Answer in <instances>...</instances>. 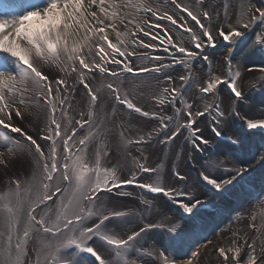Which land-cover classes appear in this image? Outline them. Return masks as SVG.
Here are the masks:
<instances>
[{
  "label": "snow or ice",
  "instance_id": "1",
  "mask_svg": "<svg viewBox=\"0 0 264 264\" xmlns=\"http://www.w3.org/2000/svg\"><path fill=\"white\" fill-rule=\"evenodd\" d=\"M176 9L185 13L192 21L195 22L200 30V36L189 27L186 22L178 21L174 15L168 13L159 14L153 12L157 20L170 21L173 26L183 29L191 37L192 46L194 49L202 50L205 46H216V36L229 42L231 45L236 44V38L242 37L244 33L231 25L225 30L223 27L215 29L216 35H213L212 15L208 11H202L200 15L194 14L192 10L172 0ZM139 7L141 10L153 11L150 7L144 8L143 5H130ZM97 8L103 16H98L97 11H91L92 8ZM115 4H106V0H47L46 6L43 8L28 11L18 18L8 21L0 20V127L5 130H10L6 135L0 132V138L8 141L11 147L5 148L3 151L10 153H18L24 149L34 152L41 162L43 178L41 186L43 195L35 206L29 211L30 221L33 225L38 226V230L43 233L51 234L52 236H64V240L60 244V248L71 249L68 258L64 264H107L102 254L94 246L95 239H99L103 244L114 248L117 253L122 249L130 246V243L139 237L147 229L141 228L139 231L133 232L127 236V239H121L114 234H108L104 231L106 221H111L114 218H120L124 215L122 212L103 213L97 211L93 213L90 208L85 205L92 206L95 204L99 193L113 192L122 187L129 185L145 189L153 194H162L167 200L177 204L182 209L183 214L189 216L193 214V210L198 206H203L199 199L194 201L191 199V192L175 186L167 187L163 185H155L145 182L139 183L138 173H152L155 169L146 167L143 163L137 162V172L131 173L127 178L120 179L115 167L107 168L101 165V156L107 154V150L103 152L97 148L95 159L91 165L85 161L84 154L86 153L88 144L94 138L93 133L89 131L87 135L77 137L78 129H83L85 125H91L94 113L91 111L97 101V95L87 82V77L92 74H106L107 76L119 79L123 74L139 75L143 73H161L164 69L175 66V64H184L186 60L198 55L195 51H188L185 47L174 42L171 35L168 34V29L163 28V25H149L153 28H161L165 32L164 37H160L149 31H145L140 24H135L137 31L142 32L144 36H151L153 40H160L161 45H170L175 51L184 54L177 58L173 53V63L159 64L154 67H137L132 63V57L143 59V54H138L136 51H129V44L122 39V34L117 28V22L124 24V17L114 9ZM259 13V19L264 21V11L256 9ZM110 20V23L105 24V20ZM205 21V22H202ZM129 23H134L130 20ZM147 24V21L144 22ZM125 27H127L125 25ZM243 28H248L249 25L244 23ZM109 30L116 34V43L109 38ZM134 36L135 33H132ZM201 37L203 39H201ZM95 38V40H93ZM256 43L259 45L260 51L264 52V39L256 38ZM121 45L124 47L122 48ZM130 46L142 48H156L157 45L146 44L143 40L133 39ZM165 47V51H169ZM153 59V57H149ZM160 60L159 56L154 57ZM207 61L209 58L203 56ZM229 71L232 69L231 61H226ZM109 65H116V68H111ZM54 67L58 73H63V76L53 75L51 71H45V68ZM260 71H264V66H258ZM248 71L256 70V67L248 68ZM70 73H75V80L86 89L90 98L89 111L87 114L81 113V118L75 123L78 127H71V118L68 119L64 128H62L61 120L67 116V109L70 104L63 97V93L71 88L67 77ZM241 75L239 71H234L227 79L214 77L209 79L207 86L201 91L205 94L213 93L218 85L224 84L231 92V98L240 100L243 98V93L237 86V78ZM166 81L171 84L172 76L165 77ZM184 80L185 77H180ZM111 90L115 99L126 106L128 110L134 111L142 117L159 121L161 130L170 128L169 123L172 121L173 130L168 134L162 143H170L181 134V129L191 134L190 143L192 149L196 152H204L208 145L212 143L210 139H206L203 135V130L197 125L196 117H204L205 111H196L192 104H187L184 111L186 121L179 122L181 108L175 109V116L169 117L161 115L157 112L144 110L132 102L128 96L121 95L119 89L114 87L112 83L107 85ZM163 93L156 97L157 102L163 106L165 103L175 105L176 98L180 94V90L172 88H164ZM43 100L44 104L49 109L48 122L45 125L42 136L34 138L22 126L13 123L14 118L23 121L25 119L27 109L21 111V107L27 103ZM59 108L60 117H57L56 112ZM216 111L220 117L224 116L223 112L219 111L217 105ZM230 114L239 116L234 110ZM87 115V119L85 118ZM244 121L247 129H264V118H247L239 116ZM226 122V121H225ZM211 132L215 138H221L224 135L221 121L216 119L211 126ZM11 133H18L20 138H14ZM158 134L157 129L145 133L135 141L136 143H146ZM21 138L24 143H21ZM38 139L49 142L47 149L42 148L38 143ZM244 138L241 135H235L229 138L227 150H221L217 153L218 156L234 157L233 167L229 169L230 175L228 178L215 176V172L222 168L224 161L207 157V162L201 165V170L198 171L196 183L197 186H211L214 195H225L232 188H235L247 176L252 175L253 162L238 163L251 155L253 161L257 160L256 154L245 153L243 146ZM59 149V151H58ZM3 151H0V165L7 166L8 160L5 159ZM259 160L264 162V156H259ZM238 165V166H237ZM177 181H185L186 177L179 172L173 173ZM264 182V176L261 177ZM58 182H63L64 188L60 187ZM234 182H236L234 184ZM16 187L19 188V181H15ZM69 189L72 190V199L68 201L67 211L56 221L47 223L43 217L37 220L35 213L39 203L52 200L54 196H62ZM183 197V199H178ZM187 200V202H185ZM63 204V201H62ZM6 220L12 227L15 225L14 212L11 207L6 204L4 206ZM99 216V222L89 226L85 224V220L92 215ZM156 227V225H148V229ZM254 227V225H253ZM71 235H68V234ZM185 235V229H170L167 234V243L161 242V251L158 259L161 264H176L175 260L169 258L168 248L175 244ZM238 235V234H236ZM95 238V239H94ZM31 239L29 229L26 227L19 236L17 242L13 245L11 237H9L8 245L0 254V264H19V255L23 251L20 241L27 242ZM210 242V241H209ZM247 245L250 254L244 264H264V245L260 246L259 253L255 242L249 243L247 239H242V243L238 240H233L227 248L218 247L219 255L223 258L225 264H240V255L242 247ZM59 250V249H58ZM191 257H197L198 252H191ZM63 259V257H62ZM54 264H60L55 261ZM185 264H192V259H188Z\"/></svg>",
  "mask_w": 264,
  "mask_h": 264
},
{
  "label": "bare ground",
  "instance_id": "2",
  "mask_svg": "<svg viewBox=\"0 0 264 264\" xmlns=\"http://www.w3.org/2000/svg\"><path fill=\"white\" fill-rule=\"evenodd\" d=\"M5 1L7 2V6L3 7L2 11L0 10V20L8 21L14 20L25 14V12L30 10L29 7L35 4L43 8L47 3V0H29L32 2L34 1L35 4L33 5H29L27 0ZM238 1L239 0L232 1L233 5L237 7ZM161 2L164 5L168 4L164 1ZM106 4H109V0H106ZM164 8L170 9L168 6H164ZM221 8L222 10L226 9L228 15V5L225 8L221 5ZM91 11H97L98 16H103L95 7L92 8ZM108 23L109 22L105 20V24ZM141 26L144 27L143 25ZM110 31L111 30H109V35H111ZM141 33L142 32L137 31V34ZM141 39L142 37L140 40ZM93 40H95V38H93ZM188 40L189 37L186 36L185 41L187 42ZM246 47L247 46H244L243 48L246 49ZM136 51L137 53L144 52L141 48ZM212 54L214 55V52ZM218 56L220 55L217 54V57ZM251 58L254 62L253 59H255V55L251 56ZM132 61L135 66L142 67L143 62L148 61V59L144 61L141 59H134ZM218 66H220V63L219 65L216 63V68H218ZM45 71H51L53 75H64L63 73H58L54 67H46ZM184 75L185 73L182 72L181 76ZM75 76V73H70L68 75L67 80L71 88L62 94L67 103L71 105V107L67 109V116L61 120L62 128H64L69 118L72 120L69 128L78 127L75 122L81 118L80 114H87L89 111L90 98L87 92L78 85L77 80L74 79ZM254 79L256 80H250L252 81L250 82L252 83L250 95L244 94L243 98L240 100L232 98L230 100L229 96L231 97V94H229L226 89L221 91V94L224 95V97H221L224 116L220 117L219 120L221 121L222 130L224 132L223 137H225V139L215 138L213 135H210L209 132L207 133L206 127L208 126V121L206 118L203 123L202 121L200 122V124L202 123L203 125L197 124L196 126L203 130L204 137L210 139L212 143L207 146L204 152L192 150L190 160H188L187 148L183 147L180 149L177 147L178 144L184 140V136L190 134L189 132H182L175 140L166 144H162V138L151 143L150 141L146 143H136L135 141L138 137L145 135L142 133H147L146 125L139 121L132 120L134 118L125 113L124 108L117 104L116 99L112 101L113 105L111 106L109 103L108 89L104 88L103 92L102 90L96 92L97 103L92 123L91 125H85L83 129H78L77 131V137L87 135L89 131L93 133L94 138L88 144L86 153L84 154L85 161L91 165L92 161L95 159L94 154L97 148H99L101 152L106 149L107 154L101 156V165L107 168L115 167L120 179H125L133 173L132 171H134L137 162L143 163L146 167L155 169L156 171L152 173L139 172V183L149 182L157 186H175L190 191L191 199L193 201L199 199L203 205L202 207L198 206L197 209H194L193 214L189 216L188 214H183L182 209H180L177 204L167 200L162 194L146 193L141 190V188H131L126 197L117 196L122 192H127V189L122 191L120 189L114 190V192L117 193L116 196L110 195L109 192H101L94 205H85V207L90 208L93 213L100 211L107 214L109 208H111L113 211L119 209L118 211H122V213H129L128 215L134 216L133 219L131 216L132 220L128 222L123 219L124 216L106 221L104 225V231L106 233L114 234L121 239H127L128 235L139 231L141 228H145L147 230L136 239L142 238L141 245L143 244L148 248L157 249L160 248L162 241L165 244L167 243V234L170 229H179L183 227L185 229V235L182 238L186 240V243L193 244L197 241L193 237L197 238V236L193 235L194 232L191 229V221L195 220L197 225H204L214 231L217 255L211 256V254H206V250L201 255V252H198L199 255L197 257H192V261L200 258L202 260L201 264H225L223 258L219 255L218 247L227 248L231 245L233 240H238L242 243V239L248 240V238L249 243H256L257 252L259 253L260 246L264 245V182L261 180V177L264 176V162L259 160V156H264V129L249 130L244 121L239 118V116L256 119L264 118V77H256ZM113 80V78H110V81ZM87 82L89 85L93 83L98 84L95 82L93 75L87 77ZM128 82L129 80L127 83ZM148 82L149 81H144L143 83L136 84V87H131L132 92L136 93V95L133 96L134 101L146 103L148 100L147 93L153 91L151 89V83ZM191 97L192 96H189V99H191ZM129 99L131 98L129 97ZM106 105L109 106L107 112L104 109ZM20 107L21 111L27 109L25 119L20 121L14 118L13 123L24 127L34 138L42 136L44 134L42 131L44 128L40 129V127L41 123H45L43 116H48L49 114V110L43 109L45 107L43 100L37 99L34 102L27 103ZM233 110L238 112L239 116L230 114ZM56 115L57 117L59 116L58 114ZM217 116L214 120L218 119ZM85 118L87 119V115H85ZM128 119H131V121ZM214 120L210 122V125L213 124ZM154 129L157 128L155 127ZM0 132H4L7 135L10 130H5L0 127ZM237 134L244 138V152L256 154L258 157L256 161H253L251 155H249L245 157V159L238 161V163L253 162L252 167L254 169L252 170V175L247 176L246 174V178L237 184L235 188L229 186L232 190L225 195H214L210 185L193 188V185L196 183L198 171L201 170V165L207 162L206 158L209 156L224 161L223 167L218 169L214 175L224 178L229 177V169L233 167V163L230 161H234L235 158L227 155L218 156L217 153L221 150H227L229 138ZM11 136L20 138L18 133H11ZM162 137L167 136L163 134ZM21 142L23 143L22 140ZM38 143L41 144L42 148L47 149L49 142L38 139ZM7 147H11L9 142L3 139L1 141L0 138V151H3ZM25 149V155H22L19 151L18 153L3 151L5 159L8 160V164L7 166L0 165V184H13V189L5 190V197L0 196L3 197V199H0V254H2L7 247L9 237H11V242L14 245L23 230L27 227L31 239L27 242L20 241L23 251L19 255V264H54L55 261L64 264V261L72 251L71 249L66 250L60 248L64 236H52L51 234L43 233L38 230V226L33 225L30 221V209L37 204L40 197L44 194L41 186L43 174L42 165L38 156L34 152L27 150L26 147ZM188 164L192 167H189ZM137 171L138 170H136V172ZM176 172L184 175L186 180L177 181L176 177L173 175V173ZM15 181L20 182L19 188L16 187ZM58 183L62 188L63 182ZM235 183L236 182H234V184ZM249 184L254 187V190L255 188L262 190V197L250 203L243 201L246 196V187ZM26 192L29 194L24 198L23 195ZM249 194H251V191ZM249 198H252V196H249ZM70 199H72L71 189L62 196H59V198L54 196L52 200L39 203L34 213L37 220L43 217L47 223L56 221L58 217L62 216L63 213L67 211V204ZM178 199H183V197ZM185 202H187V200H185ZM6 204L13 209L15 214V225L13 229H11L12 226L10 222L6 220V213L4 210ZM21 206L27 211V217H25V212L19 213L18 210ZM143 207H148V211L142 212L141 208ZM183 216L188 220L183 221ZM98 222L99 216L95 214L85 220V224L89 226ZM148 225H156V227L148 229ZM252 230L254 231V237L252 235L253 241L252 239L250 240V238H252L250 235ZM68 235L71 234L69 233ZM135 240L131 242L132 245L136 242ZM94 246L102 254L107 264H119L122 260L125 261V264H136L134 256H126V250L124 249L117 253L114 248L107 244H103L99 239H95ZM176 246V244L175 246H171V251L173 253L176 252L174 249ZM246 251L250 254L249 248L247 245H244L240 255V258H243L241 264H244L249 255L245 256ZM138 254L141 255V253ZM140 257V260H142L145 255H141Z\"/></svg>",
  "mask_w": 264,
  "mask_h": 264
},
{
  "label": "rangeland",
  "instance_id": "3",
  "mask_svg": "<svg viewBox=\"0 0 264 264\" xmlns=\"http://www.w3.org/2000/svg\"><path fill=\"white\" fill-rule=\"evenodd\" d=\"M161 1L167 2V5H164ZM210 1V2H209ZM222 1V2H221ZM232 1L234 0H176L177 3L188 7L190 10L194 12V14H197L198 16L202 11H208L213 19L211 21L213 26V35L215 36V29L217 27H223L225 30L228 29V26L231 25L233 28H236L237 30H240L244 33L242 37L236 38V44L231 45L229 42L224 41L222 38L216 36V46H205L202 50L194 49L191 42V37L188 33L184 32L183 29L179 28L178 25L181 22H186V26L191 28L197 36H200V30L198 29L197 25L194 21H192L185 13L179 11L176 9L172 3V0H109V4H115L116 7L114 9H110V11L114 10L118 13L122 14L124 17V24H122V31H121V24L117 22V28L119 31L127 35H122V39L125 40L126 44H129V51H136L137 49L141 48L144 50L142 53L144 58L141 59L142 61L148 59V61H144L142 67H154L159 64H168L172 65L173 63V53L177 58H180L184 56V54L179 53L175 51V49H172L170 45H161L160 40H153L151 36H144L143 33L137 34V29L135 28V24H140L144 26L145 31H149L153 34H156L160 37L165 36V32L161 28H153L149 27V25L154 24H160L163 25V28L168 29V34L171 35L174 42L178 43L179 45L185 47L188 51H195L198 53L197 56L192 57L184 64H175V66H170L162 71V75H156L153 72L150 73H144L143 75H133V74H123L119 79H115L113 81H110L109 76L106 74H92L95 78V82L98 84H91L90 87H92L93 91L100 92L99 90L107 88V85L109 83H112L114 87H117L121 93V95H127L128 98L130 97L132 102L135 103L137 106L142 107L144 110H150L152 112H157L164 116L173 117L175 116V109L181 108L182 111L180 113L179 122L184 123L186 121V117L184 115V111L186 109L187 104H192L193 109L196 111H205L206 115L204 117H196L197 124L199 125L200 122L202 123L207 118L208 126L206 127L207 133L209 132L210 135H213L211 132V126L210 122L218 117L220 118L219 114L216 111L217 105L219 106V111L222 112L223 110V104L221 102V97H224L223 94H221L222 90H227L229 94H231L230 90L224 85L220 84L218 85L217 89L213 93L205 94L201 91L203 87L207 86V82L209 79H212L214 77H220L221 79H227L230 75L234 74V71H239L241 75L237 78V86L241 90V92L246 95H250L252 91V81L256 80L254 78H261L264 77V71H260L258 66H264V52L258 50L259 45L256 43V38L261 37L264 39V21L259 19V13L256 11V9H260L264 11V0H260V3L253 2L252 0H239L237 7L233 5ZM222 3V4H221ZM130 5H143L144 8H151L153 11H145L141 10L139 7H133ZM226 7L228 5L229 7V13L227 15V10L221 8ZM164 6L170 7V9L164 8ZM42 8V6L37 5L35 8H30L29 11H34L37 9ZM223 11V12H222ZM153 12H157L159 14L168 13L169 15H174V18L177 19L178 25L173 26L170 21L167 20H157L156 17L153 15ZM224 18V19H222ZM130 20H133L134 23H129ZM107 22L110 23V20H107ZM147 21V24L144 22ZM202 22H205L202 20ZM206 23V22H205ZM244 23H247L249 25L248 28H243L242 25ZM125 25L127 27H125ZM111 35H109V38L112 39L114 43H116V34L112 31ZM132 33H135L133 36ZM189 37V40L186 42V36ZM142 37L141 40L144 41L146 44H153L157 45L156 48H142V47H136L132 48L130 46V42L133 39H138ZM201 39H203L201 37ZM247 46L246 49L243 47ZM123 48L124 46L121 45ZM165 47H168L170 50L165 51ZM244 50V51H242ZM253 50V53H252ZM137 52V51H136ZM214 52V55L212 54ZM217 54L220 56L217 57ZM255 55L254 62L252 61L251 56ZM159 56L161 59L156 60L154 57ZM203 56H207L209 59L205 61L203 59ZM250 56V57H249ZM149 57H153V59H149ZM251 58V59H250ZM132 60L139 59L138 57H132ZM230 60L232 69L234 71H229L228 64L226 61ZM133 63V61H132ZM216 63H220V66L216 68ZM135 65V64H134ZM111 68H116V65H109ZM256 67V70L248 71V68ZM210 68V69H209ZM184 72L185 75L181 76V73ZM172 76L173 81L171 84H169L165 77L166 76ZM180 77H185L184 80H181ZM107 78V79H105ZM129 82L127 83V81ZM252 80V81H250ZM144 81H149L148 83H151V89L153 91H149L147 93V101L146 103H140L138 101L133 100V96L136 95V93L132 92L131 87H136V84L143 83ZM151 81V82H150ZM78 85L81 86V88L86 91V89L83 87L82 84H80L77 80ZM157 84V85H156ZM156 85L155 87H153ZM169 85V87H168ZM175 87L180 90V94L176 98L175 105H171L168 103H165L163 106H161L157 100L156 97H159L161 95H167L163 93L164 88H172ZM248 87V88H247ZM109 103L112 106L113 100L115 99L114 95L112 94L111 90H109ZM152 96V97H151ZM189 96H192L191 99H189ZM195 98V99H193ZM230 100L231 97L229 96ZM193 99V100H192ZM223 101V99H222ZM230 102V101H229ZM97 103V101H96ZM117 104L122 106L125 110V113L134 118L132 120L139 121L146 125L147 132H151L155 127L158 130V134L154 135L152 139L150 140V143L162 138L161 141L165 140L166 137H162L163 134L168 136V134L173 130L174 125H172V121H166L169 123L170 128L166 130H161V126L159 124V121L154 119H149L140 116L139 114L135 113L134 111L128 110L125 105L119 103L117 101ZM96 107V104H95ZM196 108V109H195ZM43 109L49 110L47 106ZM104 109L107 112V109H109V106H104ZM95 110V109H94ZM60 117V111L59 108L56 112ZM125 115V116H127ZM43 119L45 120V123H41L40 129H43L45 125L48 122V116H43ZM131 121V119H128ZM201 123V124H202ZM200 124V125H201ZM203 125V124H202ZM184 129H181V133L184 132ZM145 134V133H142ZM184 140L178 144L177 147L182 149L183 147L187 148L188 151V160H190L189 153H192V146L189 142L191 139V134H186L183 138ZM222 140L225 139V137H221ZM10 144V143H9ZM166 144V143H162ZM195 162V160H194ZM189 167H192L190 164H188ZM136 167H134V171L136 172ZM3 180V179H1ZM13 189V184H0V196L5 197V190ZM131 188H139L132 185H129L127 187H122L120 190L127 189V192H122L117 197H126L128 192L131 190ZM144 192L148 193L147 190L141 189ZM29 194L26 192L23 197L25 198ZM110 195H115L117 193L110 192ZM3 197H0V199H3ZM175 206V205H174ZM150 208V206H149ZM18 209V208H17ZM119 209H115L114 211L109 208L108 213L111 212H122L118 211ZM123 210V209H122ZM19 213L25 212V217H27V211L24 210V207L21 206L19 208ZM142 212H147L148 207L141 208ZM129 213H124V220L128 222L132 219L131 216L128 215ZM122 216V217H123ZM130 216V218H129ZM117 219V218H116ZM182 220H188L184 216L182 217ZM8 221V220H7ZM9 222V221H8ZM192 223V231L194 232L193 235L197 236L193 237L197 241L193 244L186 243L185 239H180L176 243V247L174 249L176 250L175 253H173L172 247L168 248V254L169 258L176 261V264H185V262L192 258L191 252H201L203 254L204 251L207 250L206 254H211V256L217 255L216 251V244L214 239V231L210 230L204 225H197V222L195 220L191 221ZM13 229V227H11ZM254 234V231L252 230L250 235ZM13 236V235H12ZM254 237V235H253ZM253 237L250 238L253 241ZM15 238L17 239V236L15 235ZM142 238L136 239L135 243L132 245L130 244L129 247L126 249V256L132 255L135 258L136 264H161V262L158 259L159 252L161 251V245L160 248L157 249H151L146 247L145 245H141ZM210 241V242H209ZM249 241V238H248ZM208 244V245H207ZM207 245V246H206ZM138 253H141V255H145V257L140 260V256ZM249 254L248 251H246L247 256ZM119 256V255H118ZM139 257V259H138ZM208 259V258H207ZM196 261V262H195ZM195 261H192V264H201L202 260L200 258L195 259ZM243 258H240V264L242 263ZM119 264H125V261H120Z\"/></svg>",
  "mask_w": 264,
  "mask_h": 264
}]
</instances>
